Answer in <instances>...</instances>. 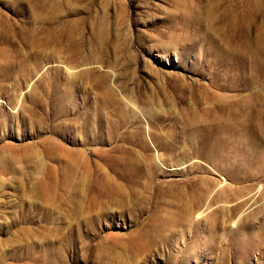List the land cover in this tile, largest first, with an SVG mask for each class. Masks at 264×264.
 Wrapping results in <instances>:
<instances>
[{
    "label": "rangeland",
    "instance_id": "obj_1",
    "mask_svg": "<svg viewBox=\"0 0 264 264\" xmlns=\"http://www.w3.org/2000/svg\"><path fill=\"white\" fill-rule=\"evenodd\" d=\"M0 264H264V0H0Z\"/></svg>",
    "mask_w": 264,
    "mask_h": 264
},
{
    "label": "bare ground",
    "instance_id": "obj_2",
    "mask_svg": "<svg viewBox=\"0 0 264 264\" xmlns=\"http://www.w3.org/2000/svg\"><path fill=\"white\" fill-rule=\"evenodd\" d=\"M219 197L221 198L222 197V195H219ZM189 198H190V196H189ZM191 199V198H190Z\"/></svg>",
    "mask_w": 264,
    "mask_h": 264
}]
</instances>
